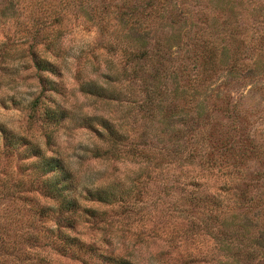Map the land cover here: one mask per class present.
I'll return each instance as SVG.
<instances>
[{
  "label": "trees",
  "instance_id": "obj_1",
  "mask_svg": "<svg viewBox=\"0 0 264 264\" xmlns=\"http://www.w3.org/2000/svg\"><path fill=\"white\" fill-rule=\"evenodd\" d=\"M165 4V0H132L130 4L124 2L112 8L108 3L90 5L89 0H55L47 8L40 5V14L30 25L24 24L12 36L6 35V46L11 45V37L25 42L21 48L23 67L29 68V62L36 71L40 88L27 102L28 117L41 118L45 124L58 123L72 114L69 108L56 103L46 93V90H59L57 81L49 77V74L61 73V66L56 60L61 52L59 40L62 31L59 25L68 7L80 10L85 19L92 20L100 34L108 35L105 47L119 51L121 67L98 72L104 77V83L95 77L81 78L79 89L102 100L136 103L138 112L134 113L133 119L140 114L150 123L169 124L172 129L168 131L167 139L172 142L182 138L183 142L179 143L178 149L173 145L165 146L166 153L156 155L153 149L156 142L145 130L142 133L130 131L123 127V121L101 114L73 115L75 124L91 130L97 139L88 148L90 154L134 161L154 158L169 161L171 154H179V158L185 161L195 160L207 169H216L232 177L233 183L227 184L233 195L231 202L217 204L214 212L210 208L209 217L212 222L218 221L227 229L231 226L229 235L233 237L239 221L236 212L245 216L246 223H243L247 225L251 224L247 213L252 211L253 216L257 215L260 207L264 211L260 195H247L250 189L262 183L260 178L264 179V172L257 167L249 170L247 161H264V149L249 132L246 108L239 107L229 94L220 91L225 82L211 85L209 80L222 66L228 73L241 70L245 76L257 75L264 68L263 55L254 53L252 47L249 53L240 51L234 44L233 36L230 45L221 44L219 50L217 45L194 39L191 41L192 48L186 52V59L179 67L169 69L167 65L162 66L164 49L168 50L173 44L179 47L182 33L179 32L181 27L171 26L169 36L163 39L157 36L159 33L154 26L159 23L162 27L160 20L166 13L171 22L179 20ZM18 5L19 0H0V23L14 17ZM49 25L57 27L47 31ZM112 28L115 33L110 31ZM259 40L262 42L263 39ZM261 42L258 47L262 46ZM241 64L244 65L243 70ZM190 90L192 93H189ZM190 133L195 144L192 150L186 151L183 146ZM44 135L45 145H41L36 139L0 123V156L9 158L14 155L21 173L15 183L3 188L5 198H9L16 187L19 203L13 204V208L17 209L15 214L10 213L8 204L5 205L6 212H1V264H55L48 251H44L46 248L79 259L84 264H153L135 261L128 254L112 251L94 240L71 233L76 224L90 217L102 216V211L84 204L82 200L112 203L122 199L125 191L114 180L90 181L83 183L79 190L76 171L58 149L50 147L53 142L51 131L45 130ZM47 149L51 151L47 152ZM0 172H3V167ZM226 211L231 214L229 222L225 221V216L218 218ZM253 239L256 245H260V240L264 239V228ZM242 249L238 245L231 247L232 254H225L220 264H244L239 257ZM251 255V252L245 253V256ZM165 264L184 263L174 261ZM245 264L252 263L248 261Z\"/></svg>",
  "mask_w": 264,
  "mask_h": 264
},
{
  "label": "rangeland",
  "instance_id": "obj_2",
  "mask_svg": "<svg viewBox=\"0 0 264 264\" xmlns=\"http://www.w3.org/2000/svg\"><path fill=\"white\" fill-rule=\"evenodd\" d=\"M54 1L19 0L16 15L0 23V123L36 139L41 145H45L44 131H51L53 142L50 147L58 149L59 154L69 161L70 166L76 171L79 177L78 189L83 183L90 181L99 183L114 180L117 186L125 191L122 199L112 203L82 200L84 204L102 211V216L90 217L87 221L76 224L75 228L70 230L71 233H78L86 240H94L112 251L128 254L139 262L220 264L225 254H232L231 247L238 245L243 247L239 256L241 263L249 261L252 264H264V239L260 240L263 247L253 242V237L264 228V211L261 207L257 215L253 216L252 211L247 213L251 222L247 225L244 224L245 216L236 212L239 221L233 237L229 235L231 226L227 229L219 225L218 221L212 222L209 217L210 208L214 212L217 204L231 202L233 195L227 189V184L233 183L232 177L223 175L216 169H207L195 160L185 161L179 158V154H171L172 158L169 161L167 159L159 161L158 158L134 161L94 157L90 154L88 148L97 139L91 130L75 124L73 115L101 114L116 121H123V127L130 131L142 133L145 130L156 142L153 144L156 155L166 153L165 146L173 145L178 149L183 139L172 142L167 139L170 133L168 131L172 129L169 124L150 123L140 114L133 119L134 113L138 112L136 103L125 100H102L79 89V81L84 77H95L94 79L104 83V77L98 72L119 69L121 55L113 47L111 49L105 47L107 33L100 34L96 24L85 19L81 11L74 7L65 9V17L59 25L62 31L59 40L61 52L56 60L61 66V73L49 74V77L57 81L59 90H46L56 103L69 108L72 114L58 123L49 124H45L41 118L28 117L27 102L40 88L35 76L36 71L29 62V68L23 67L21 48L23 49L25 42L21 43L11 37L9 40L11 45L6 46L8 44L6 35L12 36L22 29L24 24L30 25L34 17L40 14L38 11L40 5L47 8V5ZM89 1L90 5L97 6L108 3L112 8L114 5L132 2V0ZM165 2L167 9H170L179 20L171 22L166 13L160 20L162 27L159 23L154 26V30L159 33L157 36L161 39L169 36L171 26L181 27L179 32L182 33L179 47L173 44L168 50L164 49L166 52L163 51L161 57L164 63L162 66L167 65L169 69L179 67L178 65L186 59L184 57L186 52L192 48L191 41L194 39L217 45L219 50L221 44L230 45L232 36L234 44L240 51L242 49L249 53L253 48L254 53L262 54L264 59V0H165ZM51 27L57 26L49 25L47 31H51ZM110 31L115 33L114 28ZM260 38L263 39L262 42ZM260 42L262 46L258 47ZM44 53L50 55L49 52ZM243 67L241 64L242 70ZM226 72L225 66H222L209 81L211 85L225 82L221 85L220 91L229 94L233 103L239 107L246 108L249 132L261 145L260 148L264 149V68L261 73L253 76H245L241 70ZM190 92L192 93V90ZM50 103L53 105L51 101ZM191 135L192 133L184 142L183 147L186 151L194 148L195 139ZM50 151L47 149V152ZM17 163L14 155L9 158L0 156V168L3 167V172H0V222L1 212H6L5 205H9L8 210L11 214L17 211L13 208V204L19 203L17 200L19 192L16 187L9 198H5L3 190L5 186L15 183L21 177ZM247 163L249 170L257 167L264 172L263 159L248 160ZM260 179L262 183L250 189L247 195L250 197L260 195L264 205V179ZM230 215L226 211L218 218L225 216V221L229 222ZM44 251H48V256L55 264H84L79 259L61 255L49 248ZM247 252H251L252 255L245 256ZM1 261L0 255V264Z\"/></svg>",
  "mask_w": 264,
  "mask_h": 264
}]
</instances>
